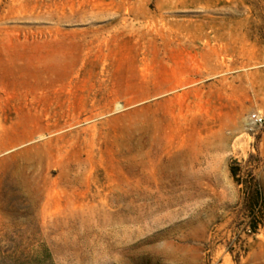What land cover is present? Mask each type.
I'll return each instance as SVG.
<instances>
[{
	"label": "rangeland",
	"instance_id": "374dc122",
	"mask_svg": "<svg viewBox=\"0 0 264 264\" xmlns=\"http://www.w3.org/2000/svg\"><path fill=\"white\" fill-rule=\"evenodd\" d=\"M254 113L264 0H0V264H264Z\"/></svg>",
	"mask_w": 264,
	"mask_h": 264
},
{
	"label": "trees",
	"instance_id": "16d2710c",
	"mask_svg": "<svg viewBox=\"0 0 264 264\" xmlns=\"http://www.w3.org/2000/svg\"><path fill=\"white\" fill-rule=\"evenodd\" d=\"M240 166H234L231 168V174L236 180L238 185H242L244 188V194L246 195V202L250 204V209H255L259 203H263V197L261 189L256 184L253 175H249L251 180L247 181L243 179Z\"/></svg>",
	"mask_w": 264,
	"mask_h": 264
},
{
	"label": "built area",
	"instance_id": "2783aa9c",
	"mask_svg": "<svg viewBox=\"0 0 264 264\" xmlns=\"http://www.w3.org/2000/svg\"><path fill=\"white\" fill-rule=\"evenodd\" d=\"M250 119L253 124L264 127V117H262L261 115L254 113L250 116Z\"/></svg>",
	"mask_w": 264,
	"mask_h": 264
},
{
	"label": "crops",
	"instance_id": "0c3cea01",
	"mask_svg": "<svg viewBox=\"0 0 264 264\" xmlns=\"http://www.w3.org/2000/svg\"><path fill=\"white\" fill-rule=\"evenodd\" d=\"M262 149L264 150V136L262 138Z\"/></svg>",
	"mask_w": 264,
	"mask_h": 264
}]
</instances>
